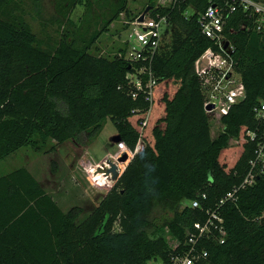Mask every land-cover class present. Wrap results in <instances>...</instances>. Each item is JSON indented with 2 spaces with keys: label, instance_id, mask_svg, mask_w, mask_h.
<instances>
[{
  "label": "trees",
  "instance_id": "obj_1",
  "mask_svg": "<svg viewBox=\"0 0 264 264\" xmlns=\"http://www.w3.org/2000/svg\"><path fill=\"white\" fill-rule=\"evenodd\" d=\"M117 1L114 19L123 14L132 23L151 8L147 19L157 13L173 24L170 44L151 63L157 81L151 113L145 94L126 78L145 64L124 59V41L111 56L93 47L112 21L82 49L62 41L48 54L27 26L0 19V162L22 148L51 153L54 147L45 150L49 141L84 144L107 119L131 152L139 140L144 143L82 219L78 207L64 212L27 169L0 177V264L166 262L174 253L168 238L183 244L197 234L207 211L217 210L245 178L254 151L246 133L256 127L253 108L264 99V28L230 37L245 100L213 116L217 112L203 108L195 63L207 49H217L201 34L197 18L224 0H178L174 7L149 0L132 17L129 0ZM188 8L193 13L185 19ZM244 21L238 11L229 26ZM201 195V209H191L188 203ZM236 196L235 204L219 209L223 244L213 236L201 242L205 264H264V175Z\"/></svg>",
  "mask_w": 264,
  "mask_h": 264
},
{
  "label": "built area",
  "instance_id": "obj_2",
  "mask_svg": "<svg viewBox=\"0 0 264 264\" xmlns=\"http://www.w3.org/2000/svg\"><path fill=\"white\" fill-rule=\"evenodd\" d=\"M178 0H168L163 7H174ZM240 11L245 18L237 27L229 26L235 14ZM193 13L188 8L183 17ZM149 15V14H148ZM146 16V15H145ZM197 25L201 34L214 43L217 50L207 49L195 63V73L200 82L203 95V108L212 107L210 111L223 112L245 100V91L240 75L236 72L237 61L234 59L235 48L230 37L239 33H260L264 28V0H224L220 4H211L197 18ZM124 42L127 51L124 59L132 63H144L139 70L127 75V80L137 92L145 94L146 101L152 103L153 88L157 81L151 71V63L167 49L171 42L173 24L167 16L155 14V17H144L142 23L137 19L129 24ZM228 45L224 49L225 45ZM205 61V65H202ZM133 98L136 94L132 95ZM253 114L257 122L256 127L246 133V137L254 144L253 157L248 162V169L242 184L228 192L217 205V210L207 211V220L202 224L197 234H188L183 244L176 240L169 242L171 253L166 262L151 261L147 264H205L207 251L201 246L203 240L216 237L220 244L226 239V231L223 218L219 212L226 203L235 204L236 194L244 189L252 187L256 178L264 175V99L259 100L253 108ZM116 151L99 164L88 165L89 175L99 185L112 187L109 176L98 173L96 170L110 160L118 166L119 174L124 167L118 162L123 154L129 159L141 151L144 143L139 140L134 152L128 150L124 142L115 143ZM206 200L205 195L200 199L188 203L191 209H201V201ZM264 215L259 219L263 220Z\"/></svg>",
  "mask_w": 264,
  "mask_h": 264
},
{
  "label": "rangeland",
  "instance_id": "obj_3",
  "mask_svg": "<svg viewBox=\"0 0 264 264\" xmlns=\"http://www.w3.org/2000/svg\"><path fill=\"white\" fill-rule=\"evenodd\" d=\"M148 1L129 0L127 7L130 17L143 11ZM118 3L117 0H6L0 9V19L17 26H27L42 44L41 50L48 54H52L62 41L72 44L75 49H82L93 35L101 33L107 23L112 21L93 46L97 54L111 56L123 46L130 28L129 18L125 15L120 14L114 19L119 10ZM57 105L65 114L66 108L60 102ZM152 109L153 104L150 113ZM218 113H213V116ZM209 120L213 128L216 120L211 117ZM115 136L116 130L107 119L100 134L84 144L68 141L57 145L49 141L45 150L54 147L51 153H35L29 148H22L0 162V177L21 168L27 169L64 212L77 206L82 210V219L105 194H99L90 186L85 172H89L88 165L99 164L108 154L115 153L112 141ZM90 156L96 162L89 159ZM89 178L94 181L91 175ZM102 187L108 188L107 192L111 189L105 185ZM168 241L171 243L170 238Z\"/></svg>",
  "mask_w": 264,
  "mask_h": 264
},
{
  "label": "water",
  "instance_id": "obj_4",
  "mask_svg": "<svg viewBox=\"0 0 264 264\" xmlns=\"http://www.w3.org/2000/svg\"><path fill=\"white\" fill-rule=\"evenodd\" d=\"M149 11H151V8H147V9L144 11V13H143V14L137 19V21H138L139 23H142L143 20H144L145 15H146ZM227 47H228V45L226 44V45L224 46V49H226ZM202 65H205V61H203ZM211 109H212V107H207L205 110H206V111H210ZM112 141H113V143L115 144V143H118V142H119V139L116 138V137H114V138L112 139ZM129 161H130V159H129V157H128L127 154H123V155L119 158V160H118V162H119V164H120L121 166H125V165H127V164L129 163ZM96 171H97L98 173H104L106 176H109V175H110V177H109V181H110L111 183H113V184H114V183L119 179V177L121 176V175L119 174L120 170L118 169V166H117L115 163H113L112 161H110V160H106V161H105V165H102V166L99 167ZM121 174H122V173H121Z\"/></svg>",
  "mask_w": 264,
  "mask_h": 264
},
{
  "label": "crops",
  "instance_id": "obj_5",
  "mask_svg": "<svg viewBox=\"0 0 264 264\" xmlns=\"http://www.w3.org/2000/svg\"><path fill=\"white\" fill-rule=\"evenodd\" d=\"M115 145V144H114ZM115 151H116V146H115ZM109 155H112V154H108L107 155V157L109 156ZM89 159H91L92 161H94V162H96L95 161V159L92 157V156H90L89 157ZM107 159V158H106ZM101 163V162H100ZM79 165H81V162H79ZM28 171V170H27ZM30 174H31V172L30 171H28ZM89 172H85V176H86V180H87V182L90 184V186H92L96 191H98L99 192V194H101V193H105L103 196H102V198L101 199H99V201H98V204L93 208V209H95L98 205H99V203H100V201L104 198V196L107 194L106 192H107V190H108V188H106V187H102V185H99V184H96L94 181H92L90 178H89ZM32 175V174H31ZM34 178H35V176L34 175H32ZM36 179V178H35ZM37 180V179H36ZM38 181V180H37ZM94 182V183H93ZM51 196V198L55 201V203L57 202L55 199H54V197L52 196V195H50ZM57 204V203H56ZM58 205V204H57ZM73 207H77V206H72V208ZM71 209V208H70ZM92 211V210H91ZM67 212V211H66ZM91 213V212H90ZM89 213V214H90ZM88 214V215H89Z\"/></svg>",
  "mask_w": 264,
  "mask_h": 264
}]
</instances>
